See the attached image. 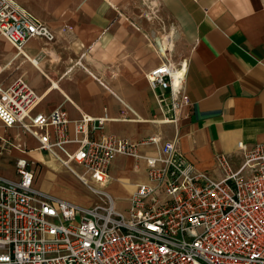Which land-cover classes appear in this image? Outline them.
Segmentation results:
<instances>
[{"label":"built area","instance_id":"obj_1","mask_svg":"<svg viewBox=\"0 0 264 264\" xmlns=\"http://www.w3.org/2000/svg\"><path fill=\"white\" fill-rule=\"evenodd\" d=\"M149 16L158 18L154 6ZM145 35L159 57L145 72L161 114L155 122L176 124L189 104L187 61L171 57L176 29ZM0 36L17 52L31 38L56 37L16 0H0ZM39 98L22 76L0 80V128L15 131L0 135V154L12 148L23 154L15 160L17 178L0 177V264H264V140L237 142V167L217 153L222 176L213 179L185 159L177 135L132 141L102 131L106 113L70 119L62 107L34 112ZM21 134L69 170L95 201L82 206L37 189V161L25 155ZM118 155L145 171L124 210L106 189Z\"/></svg>","mask_w":264,"mask_h":264},{"label":"crops","instance_id":"obj_2","mask_svg":"<svg viewBox=\"0 0 264 264\" xmlns=\"http://www.w3.org/2000/svg\"><path fill=\"white\" fill-rule=\"evenodd\" d=\"M16 1L56 35L51 42L31 38L21 52L0 36V80L8 84L24 77L40 97L34 112L62 107L70 119L106 113L102 131L132 141L156 133L164 139L177 135L185 159L213 179L222 176L215 165L217 153L237 167L242 160L237 142L251 146L264 140V0ZM146 1L176 29L173 61H187L189 104L176 124L155 122L161 114L145 72L159 57L145 35L152 31L147 29L149 13H139ZM64 27L69 29L62 31ZM8 134L15 131L0 128V135ZM18 138L26 145L25 155L37 163L54 160L31 136ZM22 155L14 148L4 151L0 177L16 179L15 160ZM133 163L118 155L110 165L106 189L121 210L145 180L143 164L135 171ZM34 186L47 193L35 181Z\"/></svg>","mask_w":264,"mask_h":264},{"label":"rangeland","instance_id":"obj_3","mask_svg":"<svg viewBox=\"0 0 264 264\" xmlns=\"http://www.w3.org/2000/svg\"><path fill=\"white\" fill-rule=\"evenodd\" d=\"M151 4L152 3H148L147 1L144 4L141 3L139 13H150ZM154 9L156 10L158 18H152L148 21L149 27H147V29L155 31L156 33L164 28L174 29L173 23L161 13L160 9L157 6H154ZM24 139L25 141L27 140V138ZM27 143L31 145L32 140H27ZM33 168L36 173L35 184H40L50 195L61 199H70L82 206H89L95 201V197L88 189L56 160H52V162L48 164L37 163ZM9 170L12 171L11 169ZM116 207L121 208L120 204H116Z\"/></svg>","mask_w":264,"mask_h":264},{"label":"bare ground","instance_id":"obj_4","mask_svg":"<svg viewBox=\"0 0 264 264\" xmlns=\"http://www.w3.org/2000/svg\"><path fill=\"white\" fill-rule=\"evenodd\" d=\"M161 122H163V121H161Z\"/></svg>","mask_w":264,"mask_h":264}]
</instances>
